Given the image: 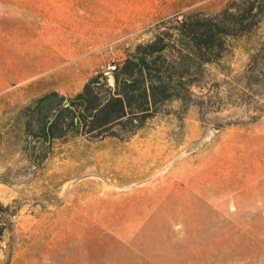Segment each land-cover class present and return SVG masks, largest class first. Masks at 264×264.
Masks as SVG:
<instances>
[{
    "label": "rangeland",
    "instance_id": "374dc122",
    "mask_svg": "<svg viewBox=\"0 0 264 264\" xmlns=\"http://www.w3.org/2000/svg\"><path fill=\"white\" fill-rule=\"evenodd\" d=\"M204 19L222 48L135 134L26 141L37 98L113 85L157 37L171 59ZM263 41L264 0H0V264H264V60L257 88L240 76Z\"/></svg>",
    "mask_w": 264,
    "mask_h": 264
},
{
    "label": "trees",
    "instance_id": "16d2710c",
    "mask_svg": "<svg viewBox=\"0 0 264 264\" xmlns=\"http://www.w3.org/2000/svg\"><path fill=\"white\" fill-rule=\"evenodd\" d=\"M222 31L211 19L183 21L177 28V43L173 45L177 51L171 59L168 45L157 37L128 55L114 72L113 85L97 73L71 98L65 99L56 91L37 98L19 112L26 141L39 140L48 148L51 140L70 136L130 137L152 116L159 102L183 100L191 93L190 61L200 55L198 52L222 48ZM263 55L264 41L240 74L250 90L260 83ZM205 58V62L212 61Z\"/></svg>",
    "mask_w": 264,
    "mask_h": 264
},
{
    "label": "bare ground",
    "instance_id": "6f19581e",
    "mask_svg": "<svg viewBox=\"0 0 264 264\" xmlns=\"http://www.w3.org/2000/svg\"><path fill=\"white\" fill-rule=\"evenodd\" d=\"M150 144L149 143H147V146H149ZM151 145H152V143H151ZM155 149H160V147L158 146V145H155ZM157 151V150H156ZM110 154H105V155H103V157L105 158V159H107V160H109L110 159V156H109ZM109 162V161H108ZM119 162H124L122 159H120L119 160Z\"/></svg>",
    "mask_w": 264,
    "mask_h": 264
},
{
    "label": "built area",
    "instance_id": "2783aa9c",
    "mask_svg": "<svg viewBox=\"0 0 264 264\" xmlns=\"http://www.w3.org/2000/svg\"><path fill=\"white\" fill-rule=\"evenodd\" d=\"M107 69L110 71V73L114 72L116 69V65L115 64H110Z\"/></svg>",
    "mask_w": 264,
    "mask_h": 264
}]
</instances>
